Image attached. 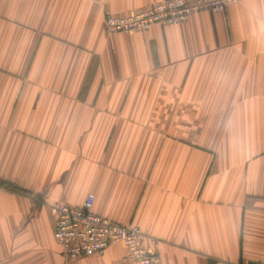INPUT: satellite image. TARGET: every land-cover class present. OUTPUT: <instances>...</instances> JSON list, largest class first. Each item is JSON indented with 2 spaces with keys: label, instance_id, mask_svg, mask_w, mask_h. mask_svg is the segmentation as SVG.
Wrapping results in <instances>:
<instances>
[{
  "label": "crops",
  "instance_id": "1",
  "mask_svg": "<svg viewBox=\"0 0 264 264\" xmlns=\"http://www.w3.org/2000/svg\"><path fill=\"white\" fill-rule=\"evenodd\" d=\"M165 0H0V264L65 261L49 207L134 225L159 264H264V0L107 33Z\"/></svg>",
  "mask_w": 264,
  "mask_h": 264
},
{
  "label": "built area",
  "instance_id": "2",
  "mask_svg": "<svg viewBox=\"0 0 264 264\" xmlns=\"http://www.w3.org/2000/svg\"><path fill=\"white\" fill-rule=\"evenodd\" d=\"M237 0H165L126 15L105 13L107 33H141L154 25L176 26L203 11L222 13ZM95 196L90 193L78 207L52 204L53 237L62 249L65 261L100 258L112 245L120 243L124 258L114 264H159L160 241L134 225L111 223L93 212Z\"/></svg>",
  "mask_w": 264,
  "mask_h": 264
}]
</instances>
